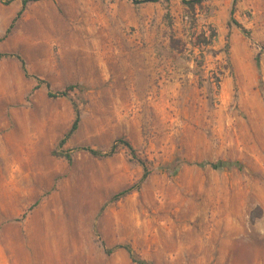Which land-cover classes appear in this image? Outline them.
Returning a JSON list of instances; mask_svg holds the SVG:
<instances>
[{
  "label": "rangeland",
  "instance_id": "1",
  "mask_svg": "<svg viewBox=\"0 0 264 264\" xmlns=\"http://www.w3.org/2000/svg\"><path fill=\"white\" fill-rule=\"evenodd\" d=\"M5 1L0 141L32 137L36 151L0 156V264L1 251L8 264H136L125 246L149 264H264V0L194 15L183 0H39L9 35L23 0ZM38 80L75 89L52 99ZM121 140L150 175L113 200L144 174ZM218 162L243 168L194 165Z\"/></svg>",
  "mask_w": 264,
  "mask_h": 264
},
{
  "label": "trees",
  "instance_id": "2",
  "mask_svg": "<svg viewBox=\"0 0 264 264\" xmlns=\"http://www.w3.org/2000/svg\"><path fill=\"white\" fill-rule=\"evenodd\" d=\"M3 2H5V4H10L11 1H5V0H2ZM39 0H23V8H22V11H20L16 18L14 19V21L12 22L11 26L9 27L8 31H7V35H9L15 25V23L21 18L22 16V13L23 11L26 9V7L31 4V3H36L38 2ZM161 1H165L167 3H169V0H152L150 2H154V3H159ZM207 0H183V4L184 6H186L187 10L189 11V13H191L192 15H194L196 13V9L197 8H202L204 3L206 2ZM238 0H235V4ZM146 2V1H145ZM233 13H234V10H233ZM236 26H238L239 28H241L243 31H245V29L242 27V25L238 24V23H235ZM216 34L213 32L211 33L208 37H205L204 34H201L199 36V41L202 42V47H209L212 43H211V40H213L215 38ZM11 55H1L0 54V58H4V57H9ZM13 57H16L18 60H20L22 62V68H23V71L25 73L26 76H28V71L26 69V65L24 63V61L18 57V56H15V55H12ZM39 81V84H46L47 88L49 89V93H48V96L52 99H56V98H60V97H67L69 92H71L72 90L75 89V87L71 86V87H67L65 90L63 91H60V92H53L50 90V85L48 83H46L45 81H42V80H38ZM75 111H76V119H75V122L73 123L72 127L70 128V130L65 134L64 138L62 139V141L60 142L59 146L60 148H62L67 142L68 140H70V138L76 133V131L78 130L79 128V124H80V111L78 109V106L75 104ZM117 143L119 144H122L123 146H125L133 155L134 159L138 161L139 164L142 165L143 169H144V174H143V177L142 179L140 180V182L135 185V187H131L121 193H119L118 195H116L114 197L113 200H119L125 196H127L128 194H130L132 191L136 190V189H140V186L146 181V179L149 177L150 175V172L146 166V164L144 163V161H142L141 159H139L137 156H136V151L135 149L133 148V146L131 145L130 142L128 141H124V140H121V141H118ZM116 149H117V145L113 146L111 148V150L109 152H106V153H103V152H100V151H96V150H93L89 147L87 148H82L81 150L83 151H86V152H89L90 154H92L94 157H98V158H107V157H111L115 154L116 152ZM53 156H56V157H61L62 155H59L58 152L54 151L53 152ZM65 158H67V160L70 161V156H65ZM200 168H205L207 166H210L214 169H224V168H231V167H238L240 170H242V165L240 163H232V162H218V163H196L194 164ZM124 249L127 250V252L129 253L130 255V258L131 260L136 263V264H149L148 262L144 261V260H141L138 255L135 253V251L130 247V246H125ZM112 251H108L107 254H111Z\"/></svg>",
  "mask_w": 264,
  "mask_h": 264
},
{
  "label": "crops",
  "instance_id": "3",
  "mask_svg": "<svg viewBox=\"0 0 264 264\" xmlns=\"http://www.w3.org/2000/svg\"><path fill=\"white\" fill-rule=\"evenodd\" d=\"M29 134H32V131H29ZM32 139V137H28L26 143H17L12 140H8L7 143H4V141H0V156H6L11 152H35L36 144L35 141H31ZM1 214L2 211L0 209V216ZM5 260H7V263H4V252L1 251V264H8V257H5Z\"/></svg>",
  "mask_w": 264,
  "mask_h": 264
},
{
  "label": "bare ground",
  "instance_id": "4",
  "mask_svg": "<svg viewBox=\"0 0 264 264\" xmlns=\"http://www.w3.org/2000/svg\"><path fill=\"white\" fill-rule=\"evenodd\" d=\"M81 70L86 72V73H94L97 70V66H94V65H88L87 66L86 65V66L81 67ZM47 163L50 164L51 162L48 161Z\"/></svg>",
  "mask_w": 264,
  "mask_h": 264
}]
</instances>
